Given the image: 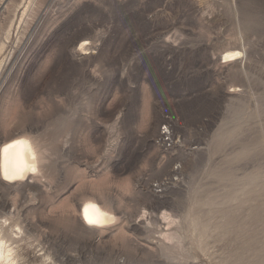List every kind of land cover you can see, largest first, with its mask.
Wrapping results in <instances>:
<instances>
[{
    "label": "rangeland",
    "instance_id": "rangeland-1",
    "mask_svg": "<svg viewBox=\"0 0 264 264\" xmlns=\"http://www.w3.org/2000/svg\"><path fill=\"white\" fill-rule=\"evenodd\" d=\"M1 48L0 146L41 170L0 177L9 264H264V0H0ZM86 199L116 220L82 225Z\"/></svg>",
    "mask_w": 264,
    "mask_h": 264
},
{
    "label": "bare ground",
    "instance_id": "bare-ground-1",
    "mask_svg": "<svg viewBox=\"0 0 264 264\" xmlns=\"http://www.w3.org/2000/svg\"><path fill=\"white\" fill-rule=\"evenodd\" d=\"M89 43L88 40L83 41L78 49L85 53L86 45ZM2 49H0V53ZM223 57L228 61L241 59L239 60V66L245 64L244 53L241 50H229ZM18 136L5 141L0 146V177L6 183H15L23 180L31 183L33 182V179H29L32 178L31 175H39L41 172L39 170L40 149H37V145L35 146L33 139H30L29 136ZM80 212L81 223L86 226L105 227L116 220V215L95 199H86L81 205ZM4 216L5 219H1L2 216L0 215V264H9L8 262L14 259L17 250L7 244V238L9 237L7 231L18 225V221L12 215L4 214ZM90 219L95 222L89 223ZM8 220H10L9 223H7ZM12 238L14 242H18L16 239L18 237L12 236Z\"/></svg>",
    "mask_w": 264,
    "mask_h": 264
},
{
    "label": "built area",
    "instance_id": "built-area-1",
    "mask_svg": "<svg viewBox=\"0 0 264 264\" xmlns=\"http://www.w3.org/2000/svg\"><path fill=\"white\" fill-rule=\"evenodd\" d=\"M157 143L164 150L172 149L176 144V137L174 135V129L172 125V121L164 120V122L160 126L159 136L157 138ZM179 165L175 166V169H178ZM172 183V178L163 180L162 182H156L153 184V190L156 193H161L163 190Z\"/></svg>",
    "mask_w": 264,
    "mask_h": 264
},
{
    "label": "crops",
    "instance_id": "crops-1",
    "mask_svg": "<svg viewBox=\"0 0 264 264\" xmlns=\"http://www.w3.org/2000/svg\"><path fill=\"white\" fill-rule=\"evenodd\" d=\"M135 145L132 146L129 152H120L116 157L117 166L124 170L131 171L138 166L143 160V155L146 152V147L142 143L143 136L141 134L135 135ZM113 159V158H111Z\"/></svg>",
    "mask_w": 264,
    "mask_h": 264
},
{
    "label": "snow or ice",
    "instance_id": "snow-or-ice-1",
    "mask_svg": "<svg viewBox=\"0 0 264 264\" xmlns=\"http://www.w3.org/2000/svg\"><path fill=\"white\" fill-rule=\"evenodd\" d=\"M237 55H239V54H237ZM94 222H95V221H93V220H91V219L89 220V223H94Z\"/></svg>",
    "mask_w": 264,
    "mask_h": 264
}]
</instances>
